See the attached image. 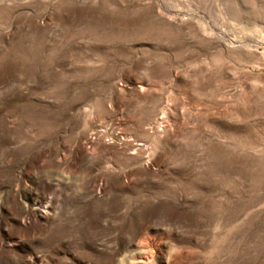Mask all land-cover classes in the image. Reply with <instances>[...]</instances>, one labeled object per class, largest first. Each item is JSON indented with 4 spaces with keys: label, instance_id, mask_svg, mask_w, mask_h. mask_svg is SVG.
Returning <instances> with one entry per match:
<instances>
[{
    "label": "rangeland",
    "instance_id": "obj_1",
    "mask_svg": "<svg viewBox=\"0 0 264 264\" xmlns=\"http://www.w3.org/2000/svg\"><path fill=\"white\" fill-rule=\"evenodd\" d=\"M0 264H264V0H0Z\"/></svg>",
    "mask_w": 264,
    "mask_h": 264
}]
</instances>
